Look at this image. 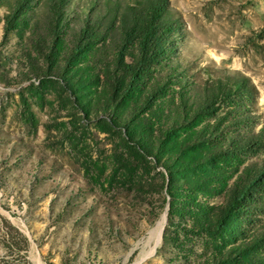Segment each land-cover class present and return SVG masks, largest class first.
I'll return each mask as SVG.
<instances>
[{"label": "rangeland", "instance_id": "374dc122", "mask_svg": "<svg viewBox=\"0 0 264 264\" xmlns=\"http://www.w3.org/2000/svg\"><path fill=\"white\" fill-rule=\"evenodd\" d=\"M0 264H264V0H0Z\"/></svg>", "mask_w": 264, "mask_h": 264}, {"label": "trees", "instance_id": "16d2710c", "mask_svg": "<svg viewBox=\"0 0 264 264\" xmlns=\"http://www.w3.org/2000/svg\"><path fill=\"white\" fill-rule=\"evenodd\" d=\"M162 10H163V8H162L161 5H157L155 7L152 6L151 11H150L151 15H152L151 16V22H150V24L148 26L147 32H145L143 34V36L141 37V42H140L141 48H147L148 42H149V34H150V31L152 30V26H153L152 24L160 16V14L162 13ZM172 30H173V28L171 26H167V27L163 28L162 34L171 33ZM155 48H156L155 52H156L157 56H160V55H162L164 53L163 49H160V48H157V47H155ZM259 182H262L261 177H257V179L254 180L253 184H258ZM235 202L238 203V200H236ZM218 228H222L221 222L218 225Z\"/></svg>", "mask_w": 264, "mask_h": 264}, {"label": "bare ground", "instance_id": "6f19581e", "mask_svg": "<svg viewBox=\"0 0 264 264\" xmlns=\"http://www.w3.org/2000/svg\"><path fill=\"white\" fill-rule=\"evenodd\" d=\"M164 223H165V217H164V219L161 221V223L158 226L157 231L159 232V234L161 233V230H162V228L164 226Z\"/></svg>", "mask_w": 264, "mask_h": 264}]
</instances>
